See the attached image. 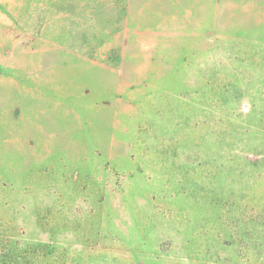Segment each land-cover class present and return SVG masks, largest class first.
Returning <instances> with one entry per match:
<instances>
[{
    "label": "rangeland",
    "instance_id": "rangeland-1",
    "mask_svg": "<svg viewBox=\"0 0 264 264\" xmlns=\"http://www.w3.org/2000/svg\"><path fill=\"white\" fill-rule=\"evenodd\" d=\"M0 264H264V0H0Z\"/></svg>",
    "mask_w": 264,
    "mask_h": 264
}]
</instances>
